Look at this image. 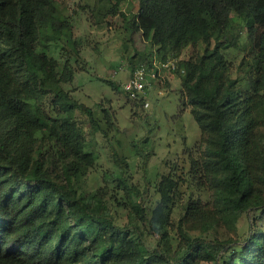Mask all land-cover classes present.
<instances>
[{
    "label": "trees",
    "instance_id": "trees-1",
    "mask_svg": "<svg viewBox=\"0 0 264 264\" xmlns=\"http://www.w3.org/2000/svg\"><path fill=\"white\" fill-rule=\"evenodd\" d=\"M137 3L132 27L152 47L142 63L166 60L190 44L204 46L194 60L178 62L183 72L176 74L204 135L201 166L218 212L234 220L246 214L245 238L207 240L181 232V253L170 257L164 244L148 250L136 223L117 224L100 189L78 192L75 181L94 158L72 112L86 115L94 131L100 128L92 109L61 86L73 80V55L58 71L51 53L65 41L78 55L71 21L57 0H0V264H264V230L257 228V220L264 221V0ZM230 49L248 55L234 77ZM104 117L108 121L107 110ZM45 138L58 148L63 182L38 157L36 143ZM112 156L125 167L117 152ZM174 187L170 177L161 178L149 216L135 207L139 221L161 240ZM199 206L187 208L184 217L214 220Z\"/></svg>",
    "mask_w": 264,
    "mask_h": 264
},
{
    "label": "rangeland",
    "instance_id": "rangeland-1",
    "mask_svg": "<svg viewBox=\"0 0 264 264\" xmlns=\"http://www.w3.org/2000/svg\"><path fill=\"white\" fill-rule=\"evenodd\" d=\"M116 1L57 0L61 12L71 21L78 51L76 56L65 47V41L52 47L51 53L58 59V71L64 60L73 55L69 61L73 80L61 86L92 109L100 128L94 131L86 115L78 110L72 112L94 158L92 166H83L84 174L75 181L78 192L87 194L100 189L117 224L136 223L144 235L145 247L152 250L164 244L170 257L181 253L184 243L181 232L207 240H243L249 218L242 214L234 220L232 215L218 212L211 179L201 166L204 135L190 111V99L180 76L176 72H162L140 100H128L122 91L121 85L152 47L132 27V19L138 12L137 0H121L115 6ZM241 29L237 25L236 30ZM243 42L242 30L239 43ZM203 48L202 43L190 44L169 57L179 62L194 60ZM229 56L234 77L239 73L236 66L248 55L245 50L238 53L230 49ZM108 82H113L119 90L115 92ZM104 110L108 111V121ZM39 143L38 157L45 170L63 182L57 146L46 138L36 146ZM113 151L124 158L125 167L114 161ZM166 176L173 180L175 187L170 192L173 203L161 240L159 234L139 221L135 207L141 205L149 216L159 198L157 185ZM198 204L213 212L214 220L198 213L191 219L184 217L187 208ZM257 228L263 231L264 221L258 219Z\"/></svg>",
    "mask_w": 264,
    "mask_h": 264
},
{
    "label": "built area",
    "instance_id": "built-area-1",
    "mask_svg": "<svg viewBox=\"0 0 264 264\" xmlns=\"http://www.w3.org/2000/svg\"><path fill=\"white\" fill-rule=\"evenodd\" d=\"M178 62L172 58L159 60L157 57H153L151 65L143 62L136 66L129 78L121 85V89L130 100H140L152 86V82L159 79L162 72L178 71L182 73L183 68L178 65Z\"/></svg>",
    "mask_w": 264,
    "mask_h": 264
}]
</instances>
